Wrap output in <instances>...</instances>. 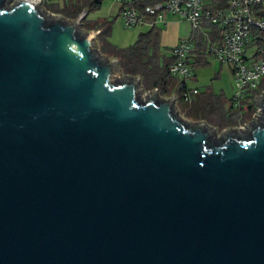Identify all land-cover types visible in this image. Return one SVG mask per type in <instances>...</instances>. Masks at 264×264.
Returning a JSON list of instances; mask_svg holds the SVG:
<instances>
[{"label":"water","instance_id":"95a60500","mask_svg":"<svg viewBox=\"0 0 264 264\" xmlns=\"http://www.w3.org/2000/svg\"><path fill=\"white\" fill-rule=\"evenodd\" d=\"M87 14L0 0V264H264V91L217 136Z\"/></svg>","mask_w":264,"mask_h":264},{"label":"built area","instance_id":"2783aa9c","mask_svg":"<svg viewBox=\"0 0 264 264\" xmlns=\"http://www.w3.org/2000/svg\"><path fill=\"white\" fill-rule=\"evenodd\" d=\"M116 1L122 5L121 18L128 29L144 24L151 27L165 24L169 15L190 22L192 35L181 39L171 50L174 63L170 67L172 79L169 87L176 90L175 100L178 94L184 103L190 105L199 94L197 88H188L185 83L192 76L190 59L199 39L208 54L231 67L235 88L228 115L237 113L242 118L246 106L249 103L254 106L251 117L236 127L244 130V125L254 120L253 116L259 118L254 115L261 113L255 97L264 91V57H261L264 49L258 53L254 40L261 38L264 42V0H230L226 8L217 10L206 8L204 0H166L147 7L143 12L134 6L137 0ZM48 2L41 0V5L44 7ZM212 26L222 29L220 34L213 36ZM254 30L260 35L254 34ZM250 48L254 49L252 56L248 54Z\"/></svg>","mask_w":264,"mask_h":264},{"label":"trees","instance_id":"16d2710c","mask_svg":"<svg viewBox=\"0 0 264 264\" xmlns=\"http://www.w3.org/2000/svg\"><path fill=\"white\" fill-rule=\"evenodd\" d=\"M164 1L166 0H137L134 6L143 12L147 7ZM204 1L206 8L217 10L226 8L230 0ZM102 3L103 0H70L61 6L59 4H51L47 10L52 13L61 14L66 18L74 19L84 9H87L89 14V12L99 9ZM115 19L116 18L106 20L104 23L99 21L88 22L84 19L83 27L86 30L100 31L97 38L100 53L117 59L122 74H128L134 77L139 76L145 91H152L158 88L160 95H169V86L172 79L170 67L174 63V58L163 54L160 50V27L158 24L152 26L148 31L140 33L137 40L132 45L125 48H117L111 46L106 40L111 34L112 23ZM211 30L213 36L220 34L222 31V29H219L217 26H212ZM254 34L260 35V32L254 30ZM257 39L258 38L254 40V44L259 50L258 53H260V50L264 49V42L261 38ZM197 41L198 56L191 62V66L194 69L207 66L209 63L203 52L204 45H202L199 39ZM261 57H264V54H261ZM197 97L199 102L196 107L193 105L190 106L188 117L207 120L209 124L218 127V129L237 126L239 123L246 121L245 119H249L254 110V106L249 103L245 108V116L239 118V114L237 113L228 115L231 106H229L228 110L219 111L220 109L210 98V94H206V92L202 94L199 93ZM211 107H215V110L209 111ZM203 108H206L207 112H203L201 110Z\"/></svg>","mask_w":264,"mask_h":264},{"label":"rangeland","instance_id":"374dc122","mask_svg":"<svg viewBox=\"0 0 264 264\" xmlns=\"http://www.w3.org/2000/svg\"><path fill=\"white\" fill-rule=\"evenodd\" d=\"M50 5L51 4H44L45 9H47ZM119 6L120 4L119 2H116V0H103L101 7L99 9L89 12V14L85 19L88 22L89 21L97 22L99 20L100 22L104 23L106 20H112L113 18H116L115 21L112 23L111 34L106 40L111 46L117 48H125L132 45L137 40L139 34L147 31L149 29V26L144 25L131 29L125 28L122 19L120 18V16H117L119 11L118 10ZM83 29L85 28L83 27ZM94 31H99V30H94ZM97 38H98V34L96 36V40ZM159 47H160V40H159ZM253 52L254 49L250 48L248 54L252 56ZM107 57L110 59L113 58L108 55ZM231 72L232 70L230 65L224 63L222 64L220 61L212 59L210 66L195 71L197 79L193 82H190V84L197 86L203 92L208 91L209 94L211 95L210 98L215 103V105L220 109L219 111L225 109L227 110L230 105L229 104L230 102L227 99H229L233 95L235 88L232 77L233 75ZM176 95L177 98L175 104L177 106L179 115L183 119H187V121H191V122L204 121V120H200L199 118L188 117L190 106L193 105L196 107V104L188 105L181 100L178 94ZM165 96L171 97L172 95L169 94ZM213 108L214 107H211L209 111L210 110L212 111ZM201 110L203 112H207L206 108H203ZM205 122L212 127H216L209 124L207 120H205ZM228 128H233V127H228ZM222 131L223 129H218L217 127L216 128L217 136H221L220 134L222 133Z\"/></svg>","mask_w":264,"mask_h":264},{"label":"crops","instance_id":"0c3cea01","mask_svg":"<svg viewBox=\"0 0 264 264\" xmlns=\"http://www.w3.org/2000/svg\"><path fill=\"white\" fill-rule=\"evenodd\" d=\"M67 1H70V0H49V2L47 4H59L60 6L65 4V2ZM117 2V1H116ZM120 6H119V11H118V15L117 16H120L121 18V3L119 2ZM84 10H87V9H84ZM88 15V14H87ZM122 19V18H121ZM99 21V20H98ZM100 22V21H99ZM123 22V21H122ZM144 25H147V24H144ZM142 25V26H144ZM149 26V29L151 28L150 25ZM158 26L160 27V37H159V40H160V50L163 54L167 55V56H172L171 55V50L172 48L181 40V39H184V38H187V37H190L192 35V29H191V24L190 22L186 21V20H182V19H178L176 17H173V16H168L167 17V22L165 24L163 23H158ZM148 29V30H149ZM147 30V31H148ZM146 32V31H145ZM204 54L206 55V58L208 60V65L207 66H203V67H200L198 69H201V68H204V67H208L210 66L211 64V60L214 59V60H217L215 57L211 56L210 54H208V52L205 51L204 49ZM198 56V53H197V48L194 50L192 56H191V62L194 61V59ZM219 61V60H217ZM222 63V62H221ZM223 64V63H222ZM226 64V63H224ZM221 68V67H220ZM219 68V69H220ZM198 69H194L193 68V71H192V76L187 79V81L185 82L186 83V86L188 88H197L199 90V93L202 94V93H205V91H201L197 86H194V85H191L190 82H193L195 81L197 78H196V74H195V71L198 70ZM220 71V70H219ZM232 73V72H231ZM233 77V76H232ZM217 78V77H215ZM234 81V80H233ZM175 82V81H174ZM169 93L170 94H173V93H176V90L171 86L169 87ZM206 94H209L208 91H206ZM223 95V94H221ZM231 98L232 96L227 99L229 100V102L231 101ZM198 97L196 96L195 100L193 101L192 104H198ZM230 104V103H229ZM191 105V104H190ZM231 105V104H230ZM229 105V106H230ZM192 106V105H191ZM229 108V107H228ZM215 110V107L212 109V111ZM226 110V109H225ZM228 110V109H227Z\"/></svg>","mask_w":264,"mask_h":264}]
</instances>
